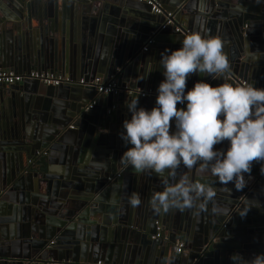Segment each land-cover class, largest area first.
<instances>
[{
	"label": "water",
	"instance_id": "1",
	"mask_svg": "<svg viewBox=\"0 0 264 264\" xmlns=\"http://www.w3.org/2000/svg\"><path fill=\"white\" fill-rule=\"evenodd\" d=\"M96 2L108 4L109 17ZM162 2L181 24L188 18L184 28L191 33L219 37L228 57L222 77L193 74L186 90L201 79L213 86L244 79L264 88V3L240 0L242 9L236 0ZM164 22L137 0H0V72L87 81L117 75L122 86L156 92L163 79L160 53L179 48L186 36L161 30ZM137 95L104 96L93 87L33 80L0 86V264H231L234 253L250 259L264 252V175L256 162L241 191L221 185L199 163L190 171L181 165L170 182L188 174L211 185L214 200L205 211L152 208L163 177L121 163L123 104ZM97 97L119 109L108 115ZM154 103L139 97L146 109ZM178 241L185 244L181 255L174 252Z\"/></svg>",
	"mask_w": 264,
	"mask_h": 264
},
{
	"label": "clouds",
	"instance_id": "2",
	"mask_svg": "<svg viewBox=\"0 0 264 264\" xmlns=\"http://www.w3.org/2000/svg\"><path fill=\"white\" fill-rule=\"evenodd\" d=\"M236 3L243 9L240 0ZM199 11L203 13L204 7ZM223 48L217 36L201 31L186 35L179 48H166L160 53L163 79L156 89L154 106H139V95L124 102L128 118L122 121L118 133L126 148L121 163L138 173L151 171L163 177L164 190L154 192L150 198L156 212L170 208L205 211L217 195L211 185L194 181L188 174L170 182L181 165L190 171L199 163L201 171H209L223 186L232 183L237 191L247 186L245 176L251 173L253 162L260 164V174L264 175V88L253 83L213 86L201 79L186 90L193 74H207L214 79L223 76L229 69ZM225 141L226 148L214 149ZM132 197L133 205L140 203L138 194ZM249 209L241 210L242 218ZM217 211L213 207L212 212ZM229 259L231 264H264V252L250 259L234 253Z\"/></svg>",
	"mask_w": 264,
	"mask_h": 264
},
{
	"label": "built area",
	"instance_id": "3",
	"mask_svg": "<svg viewBox=\"0 0 264 264\" xmlns=\"http://www.w3.org/2000/svg\"><path fill=\"white\" fill-rule=\"evenodd\" d=\"M139 3H143L151 8V12L153 15L156 16H163L165 18V22L161 27V30H166L168 28H174L175 32L178 34L188 35L191 32L184 28V25L181 24L178 20V12L167 10L161 0H137ZM152 40L148 41L144 47V52H147L152 44ZM25 80H33L38 81L46 86H70V85H81L87 87H93L97 90L99 94L104 96L113 95V96H120V95H140L143 98L147 97H154L156 96L155 91H146L140 89H133L128 85L122 86L119 83L117 75L112 76L111 79L108 81H102L101 79L96 80H86L84 78L76 80L75 78L64 75L60 73H51V72H37L33 71L30 74L18 75L13 71H1L0 72V86H13L18 83H21ZM250 83L244 79H238V85H246ZM96 103H93L95 105ZM115 110H117L116 106L111 107L107 114L111 115ZM119 176V175H118ZM163 236V229L161 227L158 228V235L157 238H161ZM185 250V244L183 241H179L176 244L175 252L178 255H181ZM53 264H106L103 261L98 262H88V263H77L72 261H63V262H56Z\"/></svg>",
	"mask_w": 264,
	"mask_h": 264
},
{
	"label": "crops",
	"instance_id": "4",
	"mask_svg": "<svg viewBox=\"0 0 264 264\" xmlns=\"http://www.w3.org/2000/svg\"><path fill=\"white\" fill-rule=\"evenodd\" d=\"M89 1V0H88ZM161 2H162V0H161ZM163 3V2H162ZM104 5L106 6L105 7V13L104 14H102V16H105V17H109V6H108V4H106V2L105 3H101V2H96L95 4H94V6H95V8L96 9H98V8H104ZM187 20H188V18L187 17H182V20H181V22H182V24L184 25V26H187L186 24V22H187ZM186 21V22H185ZM146 45V44H145ZM145 47V46H144ZM144 47H143V49H144ZM144 54H146V52H144V50L142 51ZM148 52H150V51H148ZM253 83V82H252ZM128 86H130V84H128ZM131 87V86H130ZM143 91V90H142ZM96 101H97V103H99V108L102 110V111H104V110H107V112H108V110L110 109L109 108V106H110V104H111V102L109 101V100H107L106 98L105 99H101V100H99V97H97L96 98ZM117 108H118V106H116ZM123 107H124V111H126L127 112V108H126V106H125V103L123 104ZM119 109V108H118ZM116 111L117 110H115L112 114L114 115L115 113H116ZM122 111V110H121ZM111 114V115H112ZM126 117H128V112L127 113H123ZM179 242V241H178ZM174 252H175V249H174ZM176 253V252H175ZM184 253V252H183ZM182 253V254H183ZM177 254V253H176Z\"/></svg>",
	"mask_w": 264,
	"mask_h": 264
}]
</instances>
